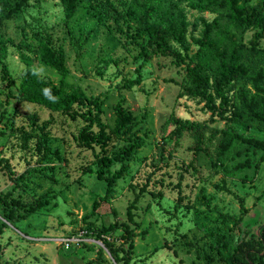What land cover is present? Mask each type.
<instances>
[{
  "label": "rangeland",
  "instance_id": "rangeland-1",
  "mask_svg": "<svg viewBox=\"0 0 264 264\" xmlns=\"http://www.w3.org/2000/svg\"><path fill=\"white\" fill-rule=\"evenodd\" d=\"M120 1L129 0H113L118 10L122 9ZM88 3L97 7V16L80 9L71 21L77 36L92 28L88 40L79 46L72 42L63 25L58 0H29L25 9L1 27V32L15 43L24 38L34 45L32 32L39 26L37 20L49 29L67 52L69 74L65 88H81L92 96L107 94L101 121L110 136L105 148L98 142L85 146L78 136L85 121L71 120L62 113L19 100L15 93L24 65L17 49L9 46L6 71L0 62V156L9 162L14 176L27 167L31 170L15 185L0 163V195L14 187L7 201L12 197L25 206L34 204L38 196L49 190L55 195L25 220L4 218L0 212L1 264H118L104 244L98 243L102 241L95 239V231L87 229L89 222L101 227L114 221L124 227L113 229L103 238L116 244L121 254L131 239L129 264H225L221 258L224 250L232 252L239 240L255 234L264 224L262 150L235 145L223 157L220 167L214 168L204 155L194 157L189 134L185 133L175 144L169 137L173 125L167 122L172 112L197 121L208 117L202 103L185 96L177 98L182 69L171 58L155 54L142 66L140 83L125 87L137 77L140 48L127 41L129 37L118 26L115 12L107 10L102 0L85 2ZM198 15L208 20L213 16L188 10L189 21ZM133 31L132 27L128 32ZM192 33L197 36L199 32ZM249 36L245 32L242 38L246 41ZM139 41L145 42V37ZM33 62L40 74L59 82V75L52 68L38 58ZM119 94L134 115L133 130L142 144L129 155L128 169L114 183L112 196L96 214L84 220L94 198L105 190V182L96 178V156H114L127 144L111 132L115 117L112 105L119 100ZM32 113L39 116L41 125L50 124L49 144L59 157L40 163L36 134L22 136L18 131L19 127L28 129L26 116ZM92 129L97 132L96 126ZM252 134L264 140V133L253 130ZM216 142L214 139L209 145L213 158ZM161 149L167 157L159 172L149 179ZM119 166V162H113L110 169L115 171ZM41 167L42 173L38 172ZM22 213V208L15 210L16 215ZM69 235L80 236L79 243L62 242Z\"/></svg>",
  "mask_w": 264,
  "mask_h": 264
},
{
  "label": "trees",
  "instance_id": "trees-1",
  "mask_svg": "<svg viewBox=\"0 0 264 264\" xmlns=\"http://www.w3.org/2000/svg\"><path fill=\"white\" fill-rule=\"evenodd\" d=\"M86 1L91 0H58L62 8L63 25L77 46L88 40L92 28L86 32L80 31L77 36L74 34L72 19L80 9L91 15L98 12L93 3L85 4ZM102 3L107 10L115 12L120 22L118 26L124 28L125 35L129 37L127 41L135 42L140 48L137 56L141 61L135 69L137 77L124 86L131 88L139 84L142 66L155 54H161L171 58L172 63L183 71L177 98L185 96L202 103L203 110L208 113L206 119L197 121L177 117L172 112L167 122L173 125L169 137L174 139L175 144L185 133L189 134L192 138L194 157L204 155L214 168L220 167L223 157L235 145L245 144L246 148L262 150L260 158L264 159V140L252 134L253 130L264 133V0H129L127 3L120 1V10L113 0H102ZM28 5L29 0H0L2 68L7 70L5 60L9 46L17 49L19 59L24 65L15 96L50 112L62 113L71 120L82 119L86 125L78 136L83 145L91 146L98 142L105 148L110 136L106 133L107 126L101 121V115L107 94L92 96L87 95L81 88H65L69 74L67 52L64 46L54 39L51 31L37 20L39 26L32 32L36 45L24 38L15 43L1 32L4 23ZM188 10L208 12L213 16L208 20L204 15H198L191 22ZM132 27L134 31L129 33ZM192 30L198 31V35H194ZM245 32L250 33L246 41L242 38ZM144 37L145 42L139 41ZM35 58L40 59L59 75L58 83L37 71L33 62ZM123 100L124 96L119 94V100L112 105L115 117L111 132L112 136L124 139L127 144L115 152L114 156L107 153L96 156V178L105 182V190L103 195L94 198L91 212L83 217L84 220L96 214L98 208L112 196L114 183L122 178L128 169L129 155L137 151L142 144L136 130H133L136 124L134 115L124 106ZM26 117L28 129L19 127L18 131L22 136L36 134L35 148L41 152L37 161L44 163L51 157H59L57 151L49 144L50 124L41 125L36 113ZM94 126L97 127V132L93 131ZM214 139H217L215 158L209 150V145ZM165 156L167 157L165 151L161 149L158 162L148 175L149 179L159 172ZM113 162L120 163L115 171L110 169ZM0 163L15 185L25 179L31 170L27 167L18 176H14L9 162L4 157L0 156ZM43 170L44 167H41L38 172L42 173ZM13 192L14 187L0 195V212L4 218L16 221L25 220L36 213L55 195L53 190H49L38 196L34 204L25 206L12 197L7 201V196H12ZM17 208H22L24 213L16 215ZM122 227L124 225L117 221L101 227L89 222L87 229L95 231V239L102 241L116 263L129 264L131 239L128 249L121 254L116 244L103 238L104 234ZM2 248L0 246V260ZM221 258L225 264H264V224L255 234L239 240L232 252L225 249Z\"/></svg>",
  "mask_w": 264,
  "mask_h": 264
},
{
  "label": "built area",
  "instance_id": "built-area-1",
  "mask_svg": "<svg viewBox=\"0 0 264 264\" xmlns=\"http://www.w3.org/2000/svg\"><path fill=\"white\" fill-rule=\"evenodd\" d=\"M80 236H72V237H66L62 238V242H64L66 245H69V243H76L78 244L80 241Z\"/></svg>",
  "mask_w": 264,
  "mask_h": 264
},
{
  "label": "water",
  "instance_id": "water-1",
  "mask_svg": "<svg viewBox=\"0 0 264 264\" xmlns=\"http://www.w3.org/2000/svg\"><path fill=\"white\" fill-rule=\"evenodd\" d=\"M98 243H99L100 245H103V243H101V242H99V241H98ZM103 246H104V245H103Z\"/></svg>",
  "mask_w": 264,
  "mask_h": 264
}]
</instances>
